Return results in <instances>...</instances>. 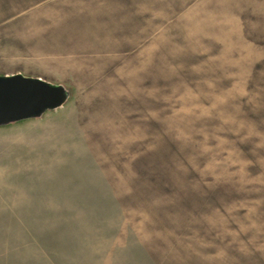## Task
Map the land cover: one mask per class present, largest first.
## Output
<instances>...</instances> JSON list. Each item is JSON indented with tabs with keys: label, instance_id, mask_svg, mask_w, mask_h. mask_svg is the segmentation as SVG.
<instances>
[{
	"label": "rangeland",
	"instance_id": "374dc122",
	"mask_svg": "<svg viewBox=\"0 0 264 264\" xmlns=\"http://www.w3.org/2000/svg\"><path fill=\"white\" fill-rule=\"evenodd\" d=\"M16 73L0 264H264V0H0Z\"/></svg>",
	"mask_w": 264,
	"mask_h": 264
},
{
	"label": "water",
	"instance_id": "95a60500",
	"mask_svg": "<svg viewBox=\"0 0 264 264\" xmlns=\"http://www.w3.org/2000/svg\"><path fill=\"white\" fill-rule=\"evenodd\" d=\"M66 85L35 76L0 74V127L41 118L69 100Z\"/></svg>",
	"mask_w": 264,
	"mask_h": 264
}]
</instances>
